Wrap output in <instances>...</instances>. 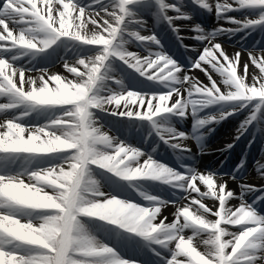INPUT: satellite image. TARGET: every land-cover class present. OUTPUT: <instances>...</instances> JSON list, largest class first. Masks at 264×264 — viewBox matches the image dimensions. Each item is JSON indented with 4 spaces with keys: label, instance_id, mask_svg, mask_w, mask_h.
Wrapping results in <instances>:
<instances>
[{
    "label": "clouds",
    "instance_id": "clouds-1",
    "mask_svg": "<svg viewBox=\"0 0 264 264\" xmlns=\"http://www.w3.org/2000/svg\"><path fill=\"white\" fill-rule=\"evenodd\" d=\"M27 2L29 6L25 7L22 0H6L3 9L9 19L18 18L19 24L12 29L6 27L7 35H0V39L11 41L9 47L17 49L19 55L43 52L61 38L67 47L73 43L99 47L85 55L62 57L64 69L74 80L60 75L49 77L55 87H49L44 80L49 72L46 68L28 76V90L24 88V70L18 66L14 72L21 75L19 89L7 78L0 83V94L8 99L0 107L23 105L25 113H29L41 107L55 111L56 106H62L46 123L28 129L35 133L32 142L37 150L55 155L58 162L12 175V179L35 191L19 197L15 207L7 201L0 202V244L6 246L0 247L3 264H135L106 243L93 223H102L117 234L137 236L146 245H161L170 251L166 264H264V214L253 207L255 201L249 203L243 194L236 196L226 189V182L218 183L222 178L213 173L193 171L185 175L155 160L111 134L93 112L119 110L123 116L147 120L165 143L179 146L186 134L165 122L157 123L156 118L170 113L184 116L190 107L195 112V106L219 104L221 110L196 120V126H200L224 119L235 110H222L231 102L264 100V49L248 50L251 64L258 69L249 83L248 64H244L243 73L239 70L240 52L229 57L209 35V44L192 66L202 68L201 62L210 65L219 82L205 70L209 83L204 84L187 73L181 75V68L162 51L141 56L125 47L128 41L118 39L121 32L137 41L159 43L154 35L121 28L128 0H119V14L101 10L112 17V22L101 11L80 7L72 0H39L40 7L37 0ZM158 2L163 4V0ZM197 2L209 10L214 7L218 15L233 8L261 9L256 18L245 16L233 19V23L248 27L264 22V0ZM0 25H4V19H0ZM195 27L200 29L199 25ZM111 57L167 90L141 92L127 88L110 74L107 62ZM11 66L0 59V72ZM106 80H114L118 87H108ZM41 82L39 88L34 86ZM22 176L27 177V184ZM109 176L150 203L140 205L106 191ZM142 180L182 189L185 195L175 201L164 200L151 194L139 183ZM205 198L218 202L215 211L203 203ZM233 198L238 200L236 205L229 202ZM169 204L175 209L174 218L166 222L167 217L159 216ZM8 212L14 215L2 214Z\"/></svg>",
    "mask_w": 264,
    "mask_h": 264
},
{
    "label": "bare ground",
    "instance_id": "bare-ground-1",
    "mask_svg": "<svg viewBox=\"0 0 264 264\" xmlns=\"http://www.w3.org/2000/svg\"><path fill=\"white\" fill-rule=\"evenodd\" d=\"M40 6L41 5L38 3V7H40ZM57 7H62V6L58 4ZM102 9H106L107 12L116 11L117 14H119V11L117 10V7H116V9L113 10L112 7H105L104 5H101V6L96 7L93 10L101 11ZM125 9H126L125 15H128L129 11H128L127 8H125ZM101 15H105V18L109 19L110 21L112 20V17L108 16L104 11H101ZM2 18L5 19L7 21V23H8L7 25H0V27L3 28V31H5L6 27L8 29H12L14 27V25H18L19 24L18 18L13 17V18L9 19L8 16H7V13H5V12L2 13ZM97 19L99 20V17H97ZM99 22L101 24L103 23V21H99ZM89 27H92V25H89ZM196 33L199 36H201V30L196 31ZM210 33L213 34L212 32H210ZM104 34L106 35V33H104ZM118 39H120V38H118ZM212 39L215 42H217L219 44H222L223 46H225L226 48H228L230 50L241 49L240 47H232V46L228 45L227 44L228 38H212ZM199 40L203 44V46H202V51H203L205 46L209 44V39L208 38H199ZM96 47L98 48L99 46H96ZM125 47L129 51L136 52L139 55L145 54V52H143L141 54L139 51H136V50H134V49H132V48L126 46V45H125ZM251 49H257V48L255 46H252ZM251 49H248V50H251ZM15 50H16V53L13 52V55H10L9 57H6V53H4L3 48L2 49L0 48V57H3L5 59H7L8 62L11 63L13 67H17V66L21 67L24 70V75H25L26 78L29 75L35 76L38 70H40L42 68H46V69L49 70L48 74H58V75H60L62 77H67L68 80H74L73 75L71 73H68L66 71V69H64L60 57L57 60V62H59V63L56 64V65H53V62H52L51 58H47V57L44 58L43 55L39 58V60L36 63L35 61H33L34 59L33 60H29L28 58H34V57L38 56L40 52L36 53L35 55H33L32 53H29L27 55H19L18 54V50L17 49H15ZM248 50H243V51L240 52L239 70H240L241 73H243V66H244L245 63H247L248 64V75H247L246 79H247V82L252 83V76L254 74H258V69H256L255 66L251 64L249 56H248ZM228 54H229V57H231L235 53H232L231 51H229ZM14 56L16 57L15 59H13ZM111 61H112V57L107 62L108 65H110ZM222 62H223V60H222ZM210 73L213 76H217V74L214 73V72H210ZM45 78L47 79V76ZM14 80L17 83V86H19V76L18 75L16 77H14ZM217 80H219V78ZM107 81L108 80H106L105 83ZM204 81H205V79H204ZM65 83H67V81H65ZM107 83H109V82H107ZM55 86H56L55 82L49 81V87H55ZM28 87L29 86L26 84L25 85V90H28ZM4 102L8 103L7 95H0V103L2 104ZM60 107H62V106H60ZM13 108H10V109L4 110V111H0V122H3L4 120H10V119H13V118H17V120H18L17 122L20 123L25 128V132L23 133V136H24L25 139H27V136H28V131L27 130L29 128H33V129L37 128V127L41 126L42 124L46 123V121L50 118V116H47L45 114L43 115L44 117H42V116H34V115H39L38 114L39 110H36V111H33V112H29L28 114H25L24 116H22V113H20L16 117H9L10 115H12V113L10 111H12ZM22 109L25 110L24 107ZM210 109H213V107H211ZM23 112H25V111H23ZM31 116H33V118H30ZM97 121H98V123L102 124V120L101 119L97 118ZM103 126L108 128L110 130L111 134L117 136L120 140L125 141L127 144L134 145V142H133V140H131L130 135L128 136L127 133H125V131H124V133H118L114 129H111V128L105 126V125H103ZM4 131H7V129L6 128H0V132H4ZM12 131L15 133V135L18 138L19 137V133H17L15 129H13ZM16 155L20 156V160L22 158H30V157L34 156L33 154H27V153L19 152V153L11 154L7 158H5V156L3 154H0V158L1 159H6V160L9 161L10 164H13L14 157ZM261 157L262 156H259V158H261ZM57 162H58V160H57ZM19 164L21 166H23V167H28V166L31 165L29 160L26 163H25V161L22 162V163L19 162ZM27 183L28 182H26L25 184H27ZM37 186H39V185H37ZM32 190H34V189H32ZM105 190L109 191V188L106 185H105ZM131 192L133 193L134 191H131ZM144 202H145V205L150 203L148 201H144ZM207 206L212 208L213 200H209L208 203H207ZM215 207H216V205H215ZM174 211H175L174 209L169 211V209H167V207H166V209L163 208L162 212H161V214L159 216V219H163V218L167 217V221L166 222H170L174 218L173 215H172V213ZM101 236H102L103 239L105 238V235L103 236L101 234ZM106 238H108V237L106 236ZM112 238H113V236H112ZM115 250L120 255V253H121L120 249L117 247V248H115ZM163 252L165 254H167V255L170 254V251L168 249H165V248H163Z\"/></svg>",
    "mask_w": 264,
    "mask_h": 264
},
{
    "label": "snow or ice",
    "instance_id": "snow-or-ice-1",
    "mask_svg": "<svg viewBox=\"0 0 264 264\" xmlns=\"http://www.w3.org/2000/svg\"><path fill=\"white\" fill-rule=\"evenodd\" d=\"M22 2L25 3V7L29 6L27 0H22ZM64 2H67V0H64ZM38 3H39V0H37V7H38ZM72 3L75 4L74 0H72ZM5 4H6V0H0V19H3L2 13H3V9L5 8ZM97 21L99 24H101L99 22L101 20L97 19ZM7 24H8L7 21L4 19V25H7ZM101 25H103V23ZM2 31H3V28L0 27V32ZM10 44H11V41L9 40H0V45H3V47H0V48H9ZM0 59H3L4 61H6L8 65H12L3 57H0ZM17 75L19 76V86H17V83L14 80V77H16ZM46 76H47V79L45 78ZM46 76H44V80L49 82L51 81L49 77H55L59 75L58 74H47ZM6 78L8 80H11L12 84H14L17 89L21 87V75L20 73L14 72L13 66L6 67L5 69H3L2 72H0V83L5 82ZM27 79L28 77L26 78L24 75V81H25L24 88H25V85L27 84ZM253 83H255V80H253ZM41 84L42 82L37 83L34 86L36 88H39ZM0 95H3V94H0ZM10 108H13V107H0V111H4ZM112 113L116 115H121L119 110H117L116 112H112ZM127 117H135V116H127ZM17 121H18L17 118H13L10 120H4L3 122H0V128L7 129V131L0 132V154H3L5 158H7L11 154L19 153V152L33 154V155L45 154L37 150V146L32 142L33 139L35 138V133H30L27 130L28 136H27V139H25L23 136V133L25 132V128ZM13 129H15L17 133H19L18 138L15 135V133L12 131ZM11 177L12 175L0 174V202L7 201L10 207H15L19 198L18 196L10 194V193L27 192L28 189L25 188L23 185H21L20 181L14 180ZM9 186H12V187H9ZM2 214L14 215V213L12 212L2 213Z\"/></svg>",
    "mask_w": 264,
    "mask_h": 264
},
{
    "label": "rangeland",
    "instance_id": "rangeland-1",
    "mask_svg": "<svg viewBox=\"0 0 264 264\" xmlns=\"http://www.w3.org/2000/svg\"><path fill=\"white\" fill-rule=\"evenodd\" d=\"M90 48V51L91 50H93V49H95V47L93 46V47H89ZM59 109L60 108H58V109H55V111H53V110H43L44 111V113H49V114H51V115H54V114H57L58 112H56V111H59ZM22 160H28L27 158H22ZM31 160H33V161H31V162H35L37 165L38 164H41V165H44V164H47V162H50L51 164L52 163H54L55 162V160L57 161L58 160V158L55 156V155H52V154H39V155H36V156H33L32 158H31ZM30 161V160H29ZM35 191V190H34ZM34 191H32V192H34ZM30 192V191H29ZM10 194H13V195H16V196H18V198L19 197H21V196H23V195H25L26 193L25 192H21V193H10ZM117 195V194H116ZM119 196V195H118ZM22 223L23 222H25V221H21ZM96 224H100V223H93V227L94 228H99V226H97ZM0 246H2V247H6L5 245H0ZM0 264H3V261L2 260H0Z\"/></svg>",
    "mask_w": 264,
    "mask_h": 264
}]
</instances>
